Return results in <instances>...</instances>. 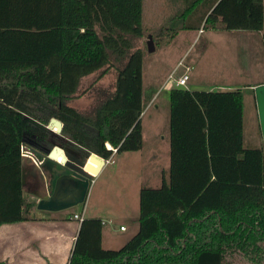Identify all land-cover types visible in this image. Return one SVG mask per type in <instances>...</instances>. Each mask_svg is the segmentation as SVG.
<instances>
[{
  "label": "trees",
  "instance_id": "1",
  "mask_svg": "<svg viewBox=\"0 0 264 264\" xmlns=\"http://www.w3.org/2000/svg\"><path fill=\"white\" fill-rule=\"evenodd\" d=\"M143 5L0 0V226L37 206L24 198L23 149L38 161L55 146L108 161L106 144L116 154L144 148L142 115L156 91L145 93L134 46ZM173 25L260 33L264 0H184ZM113 69L115 90L90 113L70 105L85 77ZM168 99L170 168L159 188L141 189L138 233L106 250L103 221L85 218L69 264H225L233 252L264 264V150L246 145L245 92L173 87ZM53 118L60 135L47 128Z\"/></svg>",
  "mask_w": 264,
  "mask_h": 264
},
{
  "label": "rangeland",
  "instance_id": "2",
  "mask_svg": "<svg viewBox=\"0 0 264 264\" xmlns=\"http://www.w3.org/2000/svg\"><path fill=\"white\" fill-rule=\"evenodd\" d=\"M183 8L184 0H144L142 24L144 36L136 39L134 46L144 53L145 93L151 92L150 88L158 90L156 97L158 100L153 103L154 105L147 107L142 115L144 149L139 153L116 154L113 158L114 163H108L97 180L96 177L93 178L86 203L63 211L65 220H70L77 212L80 213L82 206H86L88 216L93 212L109 220L110 215L116 212L115 208L122 207L118 202V200L122 202V199L117 194L133 192L139 176L142 174L145 177L153 172L152 157L150 162L149 155L151 156L154 150H161L166 143L169 144V106L166 93L171 85L166 81L175 70L176 76H179L185 72L186 67L193 66L194 69L190 73L191 76L193 74V81L189 82L188 89L193 87L196 91H208L217 90L219 87H231L243 90L246 145L264 150L257 104L251 92L254 87L264 84V31L258 34L203 30V26L199 31H184L173 25L175 16ZM149 36L153 37L155 44L153 53L148 52ZM180 63L184 66H178ZM102 73L99 71L82 80L76 98L70 103L72 107L82 113H90L115 90L116 70ZM141 155L144 162L142 167L141 159L138 160ZM76 156L79 157V154ZM158 157L163 160V155L160 154ZM26 160L31 159L24 158V161ZM146 160L148 165L145 164ZM84 161L87 162L88 158L84 157ZM99 164L97 160L91 163L96 169H99ZM159 165L166 166L162 162ZM130 232L120 233L117 239L120 243H116L112 248L120 249ZM225 264L252 263L241 252H233L228 255Z\"/></svg>",
  "mask_w": 264,
  "mask_h": 264
},
{
  "label": "crops",
  "instance_id": "3",
  "mask_svg": "<svg viewBox=\"0 0 264 264\" xmlns=\"http://www.w3.org/2000/svg\"><path fill=\"white\" fill-rule=\"evenodd\" d=\"M190 67L191 71H193V66ZM192 81L193 74L192 76L190 74V83ZM171 89L172 87H170L169 90ZM189 89L191 91H196L193 90V87H189ZM150 90L151 92L155 90L156 94L149 102L147 107H149L151 104L154 105L158 100L156 99L158 90L153 88H150L149 91ZM236 90L237 88L219 87L217 90L208 91L232 92ZM168 91L166 93L167 98ZM149 93L150 92L147 94ZM168 106L170 112L169 99ZM245 118L246 110L244 107V123L246 125ZM168 143L169 144L166 143V146L161 147V150H154L152 155H149L150 162L152 157L151 168H153V172L150 175H146L145 177L141 174L139 176V180H136V186L133 192L128 193L125 191V193L122 195L120 193L117 194L119 195V198L122 199V202L118 200V202L122 204V207L121 209L116 207V212L113 215H110L109 220L101 218V216L94 214L93 212L88 216L89 213L85 206L86 219H100L103 221L104 228L102 234V246L104 249L119 250L112 247H115L116 243H120L117 240L120 237V233H128L131 231L129 235L126 236L124 242H122L120 246L121 248L124 247L129 242V240L138 233L140 227V192L143 187H151L156 189L161 186L163 177L167 175L170 168V158H168V156L170 157V142L168 141ZM139 152H127L124 154H133ZM160 154L163 155L162 161L161 158L158 157ZM139 159H141L142 167L144 164L143 156L141 155L138 160ZM161 162L163 164L165 163L166 166L161 167V165H159ZM24 163V198H26L29 202L36 203L38 202L37 195H45L47 193L44 182L45 179L41 174L38 165L33 160H26ZM107 164L108 163L105 161V165L102 167L95 180L101 176ZM145 164L148 165L147 160ZM125 175L127 177V174ZM111 203L113 204V202ZM83 207L84 206H82L79 212L82 211ZM75 214H78V212ZM73 216L70 217V220H65L63 211L44 212L39 211L36 207L30 210L26 221L13 225L0 226V262H7L9 264H69L81 228V225L77 221L72 220ZM122 228H125V230H121Z\"/></svg>",
  "mask_w": 264,
  "mask_h": 264
},
{
  "label": "water",
  "instance_id": "4",
  "mask_svg": "<svg viewBox=\"0 0 264 264\" xmlns=\"http://www.w3.org/2000/svg\"><path fill=\"white\" fill-rule=\"evenodd\" d=\"M148 52H155L152 36H149ZM253 89L255 91L261 134L264 139V84ZM47 128L60 135L63 131V123L53 118ZM76 154L78 153L64 149L61 146H55L47 155L38 154V168L45 179L47 189L45 195H37L36 207L39 211L61 212L86 203L93 178L99 174L105 165V160L93 153L89 156L87 162H85L86 160L83 162L84 157L79 155V158ZM93 160L100 162L99 169L92 167ZM90 168L95 172H91ZM24 170L25 163L22 176L23 185L25 184ZM24 217L27 218L26 210L24 211Z\"/></svg>",
  "mask_w": 264,
  "mask_h": 264
},
{
  "label": "built area",
  "instance_id": "5",
  "mask_svg": "<svg viewBox=\"0 0 264 264\" xmlns=\"http://www.w3.org/2000/svg\"><path fill=\"white\" fill-rule=\"evenodd\" d=\"M178 66H184L183 63H180ZM176 71L172 72V74L168 77L166 83H170L171 87H177V88H186L188 89V85L190 82V72H191V67H186L185 72L182 75L176 76ZM106 147L108 150L113 151V156L106 161L107 163H114V156L116 155L117 149L113 148L110 144H106ZM22 155L24 158H28L33 160L37 165H38V160L35 159L29 152H27L25 149L22 151ZM85 212L86 208L85 206L83 207L82 211L78 214H75L72 217V220L77 221L79 224H81L84 219H85ZM121 230H125V228H122Z\"/></svg>",
  "mask_w": 264,
  "mask_h": 264
},
{
  "label": "bare ground",
  "instance_id": "6",
  "mask_svg": "<svg viewBox=\"0 0 264 264\" xmlns=\"http://www.w3.org/2000/svg\"><path fill=\"white\" fill-rule=\"evenodd\" d=\"M92 168H90V170H91ZM91 171H93V170H91Z\"/></svg>",
  "mask_w": 264,
  "mask_h": 264
},
{
  "label": "flooded vegetation",
  "instance_id": "7",
  "mask_svg": "<svg viewBox=\"0 0 264 264\" xmlns=\"http://www.w3.org/2000/svg\"><path fill=\"white\" fill-rule=\"evenodd\" d=\"M47 168V167H46ZM49 179V178H48ZM50 180V179H49Z\"/></svg>",
  "mask_w": 264,
  "mask_h": 264
}]
</instances>
